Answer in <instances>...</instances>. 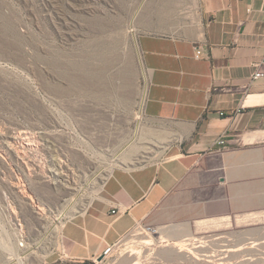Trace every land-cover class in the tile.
Returning <instances> with one entry per match:
<instances>
[{
    "label": "rangeland",
    "instance_id": "1",
    "mask_svg": "<svg viewBox=\"0 0 264 264\" xmlns=\"http://www.w3.org/2000/svg\"><path fill=\"white\" fill-rule=\"evenodd\" d=\"M147 1L0 0V264H61L54 227L126 152L158 156L142 142L147 73L133 30ZM238 219L198 222L185 239L138 225L99 264H264V214Z\"/></svg>",
    "mask_w": 264,
    "mask_h": 264
},
{
    "label": "crops",
    "instance_id": "2",
    "mask_svg": "<svg viewBox=\"0 0 264 264\" xmlns=\"http://www.w3.org/2000/svg\"><path fill=\"white\" fill-rule=\"evenodd\" d=\"M133 30L147 73L142 142L158 156L123 155L62 224L58 258L90 261L138 225L185 239L198 222L264 214V75L250 82L264 0H149Z\"/></svg>",
    "mask_w": 264,
    "mask_h": 264
},
{
    "label": "built area",
    "instance_id": "3",
    "mask_svg": "<svg viewBox=\"0 0 264 264\" xmlns=\"http://www.w3.org/2000/svg\"><path fill=\"white\" fill-rule=\"evenodd\" d=\"M199 55H200V52L196 51L195 59H199ZM253 67H254V72L250 76V82L251 83L256 81V80H258V79H260L264 75L263 69H262L264 67V56L262 57V59H260L259 61L255 62L253 64ZM225 143H226V135L222 134L221 137L219 138V140L216 142V145L221 146L222 149H225ZM146 230L149 233H152V234L157 233L156 229H154V228H152L150 226H147ZM119 242H117L116 244H114L112 246L106 247L101 255L92 258L90 261L68 259L67 257L64 256V254L62 256H60L59 260L60 261L63 260L62 262L67 261L68 263H71V264H99L103 260H105L106 258L112 256V254L114 253V251H115L117 245L119 244ZM100 256H101V259H99Z\"/></svg>",
    "mask_w": 264,
    "mask_h": 264
},
{
    "label": "bare ground",
    "instance_id": "4",
    "mask_svg": "<svg viewBox=\"0 0 264 264\" xmlns=\"http://www.w3.org/2000/svg\"><path fill=\"white\" fill-rule=\"evenodd\" d=\"M133 39H134V44H135V47H136V49H137V53H138V55H139V51H138V45H137V42H136V38H135V36H133ZM140 67H141V69H142V72H143V74L145 73V70L143 69V64H142V62L140 61ZM145 96H146V89H144L143 91H142V96H141V102H140V107H141V109H143V107H144V102H145ZM251 100V102H255V100L254 99H250ZM24 132V131H23ZM21 133V132H20ZM18 134V137L17 138H19V139H21V140H27L26 141V145H29V146H31V143L29 142V139H31L30 137H27L26 136V133L22 136V134ZM33 140V139H32ZM35 141V140H34ZM249 218V216L248 217H243V218H239L238 219V222L239 223H243V222H247L246 220ZM219 220H225V219H210V220H206V221H203V222H199V227L200 228H203V226H211L212 224H215V225H217V223L218 222H220ZM226 220H228L227 218H226ZM225 220V221H226ZM252 222V221H251ZM61 222L59 221V224H60ZM214 225V226H215ZM197 226V225H196ZM199 229V228H198ZM54 230L57 232V233H59L60 231H61V229H60V227L59 226H55L54 227ZM162 236V235H161ZM160 236V239H163V237H161ZM141 240V243H144V244H147V245H151L152 243H153V240L152 239H144V238H142V239H140ZM174 243V247H176V248H178V249H180L179 247H178V245H181V243H184L183 241H174L173 242ZM200 246V245H199ZM202 246V245H201ZM203 247V246H202ZM195 248V247H194ZM196 248H198V246L196 247ZM231 250V249H230ZM9 251H11L10 249H9ZM180 251H181V249H180ZM14 251H12L11 253H10V259H16V260H18L19 262H21L22 263V261H21V259L20 258H17V256H16V258H13V257H15L14 256Z\"/></svg>",
    "mask_w": 264,
    "mask_h": 264
},
{
    "label": "water",
    "instance_id": "5",
    "mask_svg": "<svg viewBox=\"0 0 264 264\" xmlns=\"http://www.w3.org/2000/svg\"><path fill=\"white\" fill-rule=\"evenodd\" d=\"M99 259H101V256L99 257Z\"/></svg>",
    "mask_w": 264,
    "mask_h": 264
}]
</instances>
